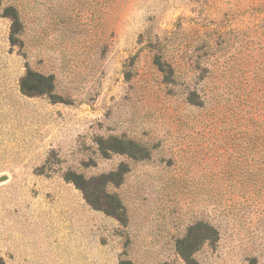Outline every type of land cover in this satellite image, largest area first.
Listing matches in <instances>:
<instances>
[{"label": "rangeland", "instance_id": "obj_1", "mask_svg": "<svg viewBox=\"0 0 264 264\" xmlns=\"http://www.w3.org/2000/svg\"><path fill=\"white\" fill-rule=\"evenodd\" d=\"M0 264H264V0H0Z\"/></svg>", "mask_w": 264, "mask_h": 264}, {"label": "trees", "instance_id": "obj_2", "mask_svg": "<svg viewBox=\"0 0 264 264\" xmlns=\"http://www.w3.org/2000/svg\"><path fill=\"white\" fill-rule=\"evenodd\" d=\"M31 80L33 85L30 87H26V82ZM53 87V79L50 76H45L43 74H39L32 70H28L26 76L23 79L22 90L31 95L43 94L47 91H50Z\"/></svg>", "mask_w": 264, "mask_h": 264}, {"label": "water", "instance_id": "obj_3", "mask_svg": "<svg viewBox=\"0 0 264 264\" xmlns=\"http://www.w3.org/2000/svg\"><path fill=\"white\" fill-rule=\"evenodd\" d=\"M1 180H3V178H1Z\"/></svg>", "mask_w": 264, "mask_h": 264}]
</instances>
